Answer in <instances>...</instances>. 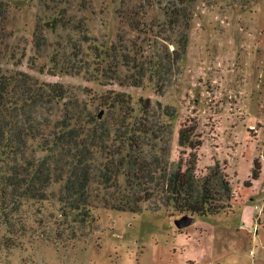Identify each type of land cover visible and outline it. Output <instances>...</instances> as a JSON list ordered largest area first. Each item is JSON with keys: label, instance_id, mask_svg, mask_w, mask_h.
Instances as JSON below:
<instances>
[{"label": "rangeland", "instance_id": "1", "mask_svg": "<svg viewBox=\"0 0 264 264\" xmlns=\"http://www.w3.org/2000/svg\"><path fill=\"white\" fill-rule=\"evenodd\" d=\"M6 1L5 74L26 72L39 91L61 85L68 104L111 125L118 114L145 118L153 128L144 136L147 156L171 165L190 154L178 146L179 128L195 126V174L205 176L217 163L231 198L215 215L196 214L178 228L174 221L182 214L171 206L156 209L155 199L135 211L112 209L114 188L97 185L84 213L65 209L61 184L52 182L42 199L23 197L17 209L0 207V264H264V0L245 7L196 0L185 53L168 74L156 62L174 49L177 33L166 27L156 2ZM112 45L137 63L152 58L140 84L134 85L133 62L126 66L121 54L115 76L109 71L113 62L105 53ZM115 93L130 97L133 112L106 105ZM140 99L150 101L146 116ZM61 114L62 103L45 102L42 118L51 125Z\"/></svg>", "mask_w": 264, "mask_h": 264}, {"label": "trees", "instance_id": "2", "mask_svg": "<svg viewBox=\"0 0 264 264\" xmlns=\"http://www.w3.org/2000/svg\"><path fill=\"white\" fill-rule=\"evenodd\" d=\"M162 6L166 27L177 33L175 47L166 51L156 62L159 69L168 74L183 56L187 45L186 30L191 18V9L196 0H151ZM240 7L254 0H229ZM8 3L0 0V43L5 38L8 18ZM120 47V46H119ZM112 45L106 56L112 59L109 71L115 76L122 62L129 66L128 55ZM2 50L0 48V57ZM125 58V61H124ZM164 59V60H163ZM134 85L145 76V63L153 64L152 58L136 62ZM163 60V61H162ZM160 71H155L159 74ZM164 83L159 84L162 90ZM109 108L133 112L130 97L115 93L107 97ZM45 102L62 103L61 118L52 125L43 117ZM66 91L58 84L48 85L39 91L35 80L26 72L8 75L0 66V207L17 209L23 197L44 198L52 182H60L59 200L65 209L83 213L90 206L92 185L101 190L114 188L116 197L112 209L135 211L141 202L171 206L178 214L194 216L215 215L231 198L228 179L217 163L205 176H196L197 157L192 154L200 146L194 141L195 126H181L178 131V146L190 150L188 159L168 164L158 157L149 158L146 153L145 135L153 128L145 118L131 121L130 115L118 114L115 125L111 119H101L74 102L67 103ZM143 116L151 109L148 99H140ZM170 115V114H168ZM82 119L80 120V118ZM37 148L43 151L37 155ZM123 177V184L119 177ZM259 176L258 162H254L252 178ZM156 199V201H155ZM157 204V203H156ZM264 228V217L260 222Z\"/></svg>", "mask_w": 264, "mask_h": 264}, {"label": "water", "instance_id": "3", "mask_svg": "<svg viewBox=\"0 0 264 264\" xmlns=\"http://www.w3.org/2000/svg\"><path fill=\"white\" fill-rule=\"evenodd\" d=\"M192 221V217L189 215H183L177 219H175L174 223L178 228H182L190 224Z\"/></svg>", "mask_w": 264, "mask_h": 264}]
</instances>
